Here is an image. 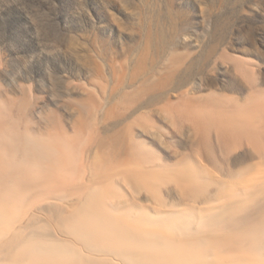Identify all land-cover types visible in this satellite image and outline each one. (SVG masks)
I'll use <instances>...</instances> for the list:
<instances>
[{"label":"bare ground","instance_id":"1","mask_svg":"<svg viewBox=\"0 0 264 264\" xmlns=\"http://www.w3.org/2000/svg\"><path fill=\"white\" fill-rule=\"evenodd\" d=\"M28 107L0 100V264H264V88L249 87L242 101L182 92L158 110L189 126L184 162L195 153L216 162L219 149L221 177L188 162L160 165L135 132L152 111L124 119L114 107L113 128L81 119L37 134L22 120ZM169 186L180 202L164 194Z\"/></svg>","mask_w":264,"mask_h":264},{"label":"rangeland","instance_id":"2","mask_svg":"<svg viewBox=\"0 0 264 264\" xmlns=\"http://www.w3.org/2000/svg\"><path fill=\"white\" fill-rule=\"evenodd\" d=\"M237 60L252 75L238 71ZM254 86L264 88V0H0V100L26 99L22 120L34 133L72 130L81 119L104 131L118 123L110 116L114 107L124 119L134 110L152 111L135 132L145 133L140 139L160 165L188 162L221 177L219 149L216 162L203 153L184 162L189 126L158 110L182 92L242 101ZM170 188L164 194L180 202ZM131 193L155 206L145 192ZM213 193L211 187L207 195Z\"/></svg>","mask_w":264,"mask_h":264}]
</instances>
